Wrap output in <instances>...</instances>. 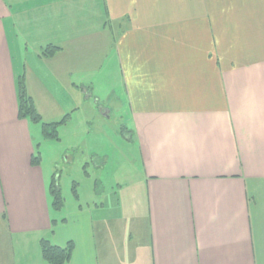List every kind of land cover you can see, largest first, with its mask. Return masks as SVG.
Here are the masks:
<instances>
[{"label": "crops", "instance_id": "1", "mask_svg": "<svg viewBox=\"0 0 264 264\" xmlns=\"http://www.w3.org/2000/svg\"><path fill=\"white\" fill-rule=\"evenodd\" d=\"M20 77L57 135L125 106L119 147L85 132L100 203L51 217ZM42 239L67 264H264V0H0V264H48Z\"/></svg>", "mask_w": 264, "mask_h": 264}, {"label": "rangeland", "instance_id": "2", "mask_svg": "<svg viewBox=\"0 0 264 264\" xmlns=\"http://www.w3.org/2000/svg\"><path fill=\"white\" fill-rule=\"evenodd\" d=\"M102 101L104 100L101 99L99 102H95L92 99V101L82 106L80 113L74 115L66 127H59L57 136L60 140L46 136L42 131L41 123L33 122L34 149L40 153V165L43 168L47 182L49 180L48 184L52 176H57V174L60 176L59 186L64 207L60 209L53 205L52 196L48 193L52 218H58L62 210L73 207L75 205L73 200H75L76 195H78L81 203L87 202L88 199L96 201V203L101 202V198L90 194L92 191L91 178L94 176V171H92L91 166L84 165L86 160H91L86 155L85 149L88 151L93 150V148L98 149L102 142L108 145L105 148L106 151L110 149L109 146L111 148L119 147L120 144H123L122 138L124 137L120 131V125L129 123L125 106L106 105ZM103 106L111 107L112 110L109 114L101 116L99 115V108ZM101 129H103L100 136L102 142L98 138L90 136L84 138L86 131L89 130L92 135L99 133ZM66 156L69 158L67 163L64 162ZM84 170L90 171V178L84 175ZM111 181L110 178L109 181L105 182L106 188L113 186ZM76 204L78 203L76 202Z\"/></svg>", "mask_w": 264, "mask_h": 264}, {"label": "trees", "instance_id": "3", "mask_svg": "<svg viewBox=\"0 0 264 264\" xmlns=\"http://www.w3.org/2000/svg\"><path fill=\"white\" fill-rule=\"evenodd\" d=\"M58 47L47 46L43 49L44 55L53 54ZM17 90H18V117L19 118H28L31 122H40L42 126V131L46 136L51 138H56V128L59 124L64 123L65 118L60 122H44L42 121L40 115L37 113L31 98L26 94L24 88L23 77L18 78L17 81ZM38 152L32 157V164L37 165L39 163ZM49 194L52 196L53 205L59 208L62 204V197L58 183L54 176H52L49 188ZM40 251L43 260L48 264H67L70 258L72 251V244L68 243L64 247H59L52 245L49 241L42 239L40 241Z\"/></svg>", "mask_w": 264, "mask_h": 264}]
</instances>
